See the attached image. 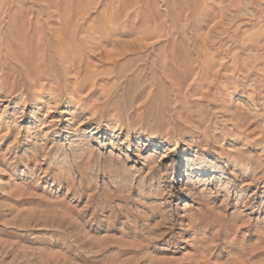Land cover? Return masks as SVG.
Masks as SVG:
<instances>
[{"label": "rangeland", "instance_id": "1", "mask_svg": "<svg viewBox=\"0 0 264 264\" xmlns=\"http://www.w3.org/2000/svg\"><path fill=\"white\" fill-rule=\"evenodd\" d=\"M0 264H264V0H0Z\"/></svg>", "mask_w": 264, "mask_h": 264}]
</instances>
